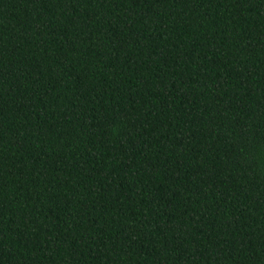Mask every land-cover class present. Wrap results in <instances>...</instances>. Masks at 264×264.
<instances>
[{
  "label": "trees",
  "instance_id": "obj_1",
  "mask_svg": "<svg viewBox=\"0 0 264 264\" xmlns=\"http://www.w3.org/2000/svg\"><path fill=\"white\" fill-rule=\"evenodd\" d=\"M0 264H264V0H0Z\"/></svg>",
  "mask_w": 264,
  "mask_h": 264
}]
</instances>
